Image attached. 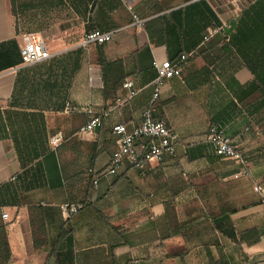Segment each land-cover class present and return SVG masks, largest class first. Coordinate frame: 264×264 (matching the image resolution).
<instances>
[{
	"label": "crops",
	"instance_id": "0c3cea01",
	"mask_svg": "<svg viewBox=\"0 0 264 264\" xmlns=\"http://www.w3.org/2000/svg\"><path fill=\"white\" fill-rule=\"evenodd\" d=\"M92 29L116 31L80 45ZM28 38L50 56L22 65ZM98 48L121 60L122 83L136 90L120 105L122 84L104 98ZM4 52L0 111L40 112L48 146L38 170L21 176L10 128L0 126L6 264H215L219 253L227 264H264V97L243 91L264 85V0H0ZM181 57L179 75L150 104L153 62ZM147 106L176 135L173 154L142 170L122 166L93 186L86 170L95 136L99 169L116 149L112 126L137 125ZM89 107L103 110L102 123L80 133ZM211 125L233 138L241 161L215 153ZM65 202L81 208L62 211ZM29 205L42 210L44 249L34 246ZM62 228L61 248L48 255Z\"/></svg>",
	"mask_w": 264,
	"mask_h": 264
},
{
	"label": "built area",
	"instance_id": "2783aa9c",
	"mask_svg": "<svg viewBox=\"0 0 264 264\" xmlns=\"http://www.w3.org/2000/svg\"><path fill=\"white\" fill-rule=\"evenodd\" d=\"M136 23H141V20L136 19ZM116 29L101 31L92 29L85 32L80 40V45L90 43H104L108 41ZM206 38V37H204ZM20 63L28 65L49 57L41 40L36 38H28L19 48ZM184 59L171 63L153 62L156 70V76L152 80V99L159 94V89L166 78L179 75V63ZM122 87L126 89V93L115 98V105H120L130 99L135 93L132 83L124 81ZM74 109V107L66 106L64 110ZM86 112L89 113L88 120L79 129L80 133L91 132L102 123L103 110L95 111L90 107ZM111 131L115 137L116 149L111 153L107 163L99 169L87 168L86 173L89 176V181L93 186H96L100 177L105 175H114L122 166H130L132 168L142 170L148 162L158 159L165 154H173L174 146L177 137L171 127L164 119L153 118L150 106H147L141 114V121L134 126L128 128L123 123H117L112 126ZM206 138L213 146L215 153L224 158L242 160L240 153L235 148V142L222 127L211 125L206 133ZM60 136L51 137L50 142L57 145ZM62 211L75 213L81 208L79 203L65 202L60 205ZM3 218L7 217L6 212H2Z\"/></svg>",
	"mask_w": 264,
	"mask_h": 264
},
{
	"label": "trees",
	"instance_id": "16d2710c",
	"mask_svg": "<svg viewBox=\"0 0 264 264\" xmlns=\"http://www.w3.org/2000/svg\"><path fill=\"white\" fill-rule=\"evenodd\" d=\"M10 2H13V0H10ZM97 53V63L102 70L103 95L104 98H107L108 95L114 94L116 90L121 87L122 80L124 78V74L121 71L122 63L120 59L107 60L99 48ZM9 55V52L8 54L6 52L0 54V71L10 66V63L7 62ZM2 59L5 60L4 63L2 62ZM246 90L256 95V98L264 97V85H259L256 82L250 83L243 91ZM11 107L15 109L12 108V110ZM10 110L11 112H8L6 109L0 111V126L3 127L5 124L10 128L9 136L15 143L16 154L20 167L19 175H32L33 171L38 170L40 156L48 148L47 141L43 133V117L40 112L21 111L12 105H10ZM94 141V147L87 161L88 168L93 167L95 158L100 150L96 148L97 136H95ZM28 209L30 211V223H32L34 246L36 248L44 249L46 240L42 210L36 205H29ZM35 233H37L38 236H35ZM65 234V230L62 228L60 230L57 242L52 246V249L49 251L48 255L58 248H61V243L59 242L64 238ZM245 234L248 242H255L259 238V235L249 238V235L253 234L252 230L246 231ZM9 255V250L6 243L5 227L4 225H0V264H6ZM225 263V256L222 253H219L218 262L215 264Z\"/></svg>",
	"mask_w": 264,
	"mask_h": 264
}]
</instances>
